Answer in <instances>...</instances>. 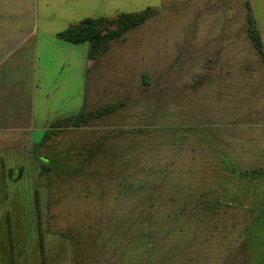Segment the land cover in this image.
<instances>
[{
    "label": "rangeland",
    "instance_id": "1",
    "mask_svg": "<svg viewBox=\"0 0 264 264\" xmlns=\"http://www.w3.org/2000/svg\"><path fill=\"white\" fill-rule=\"evenodd\" d=\"M54 1L0 8L38 41L144 21L77 67L0 56V264H264V0Z\"/></svg>",
    "mask_w": 264,
    "mask_h": 264
},
{
    "label": "crops",
    "instance_id": "2",
    "mask_svg": "<svg viewBox=\"0 0 264 264\" xmlns=\"http://www.w3.org/2000/svg\"><path fill=\"white\" fill-rule=\"evenodd\" d=\"M62 1V3H60L59 5V9L63 10L62 11V15L64 14L66 17H68V19L71 21L70 23H76V19L75 16L77 15V11H82L78 8H71L72 5L77 3V0H60ZM95 4V10L99 9L98 7L100 5L105 4V2L107 3L108 0H92ZM55 1L54 0H46V9L47 12L51 11L52 15H56L57 11L56 9H54L53 7H55ZM84 2V0H82V3ZM248 6L250 9L251 5L248 3ZM63 7H67V9H63ZM7 11L8 13H14V10H12V8H8V9H4V8H0V56L4 55V51H6L7 48L11 47V51H13L15 48L14 47H18L20 46L22 43L24 42H28L30 40H32L33 38H36L34 41V44L32 46L31 49H29V51H27L28 55H23V59H29L31 58V61L35 62H41L42 58L46 59L48 61V59L53 60L52 57H54L55 60H58L60 62H64V66L68 65V66H72L73 63L75 65V67H77V62L76 60H79L82 63L84 57L87 55V60H89L90 56V51H91V45L89 44V48L87 49L86 47H84V44L86 43H82V44H72L70 42H67L65 40H63L62 38H60V33L64 32L65 30H67V28L64 29H60L58 28V26L54 25L56 23L51 22L50 24H46L45 27L42 30V39L40 41H38L37 39V35L39 34V30H38V26L37 27H33L32 29H23L21 28V24H19L18 22H12V21H4L3 19V14L4 11ZM94 10V11H95ZM64 16V17H65ZM92 19H96L99 17H95L92 16ZM91 18H85L86 19H91ZM84 20H81L84 21ZM80 23V22H78ZM76 23V24H78ZM74 24V25H76ZM73 25H69V28L72 27ZM214 26V25H213ZM223 26L222 25H216L213 29H221ZM68 28V29H69ZM24 30L22 33H24V36L21 40V42L19 41V35H20V31ZM60 29V30H59ZM258 29V26H257ZM259 30V29H258ZM250 34V33H249ZM262 43H263V47H264V38L261 32H259ZM251 38V37H250ZM252 40V39H251ZM15 44V45H14ZM83 46V47H82ZM47 55L50 57H47ZM206 60V59H205ZM90 62V60L88 61ZM80 64V63H79ZM89 65V63H88ZM82 66V64H81Z\"/></svg>",
    "mask_w": 264,
    "mask_h": 264
},
{
    "label": "trees",
    "instance_id": "3",
    "mask_svg": "<svg viewBox=\"0 0 264 264\" xmlns=\"http://www.w3.org/2000/svg\"><path fill=\"white\" fill-rule=\"evenodd\" d=\"M251 14V13H250ZM250 28L249 33L252 41L261 51L263 43L257 29L254 16L251 14L249 17ZM144 21L141 16H121L117 21H112L105 18L86 19L76 25H73L69 29L60 33V38L70 42L72 44L90 43L91 51L90 56L92 57L96 52V44H100L103 40H108L112 34L118 35L132 28L137 27ZM119 25V28L115 32L113 26ZM111 31V32H110ZM114 32V33H113Z\"/></svg>",
    "mask_w": 264,
    "mask_h": 264
}]
</instances>
